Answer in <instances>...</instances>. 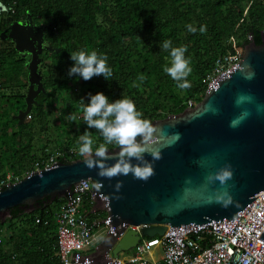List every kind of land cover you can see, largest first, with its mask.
<instances>
[{
    "label": "trees",
    "instance_id": "16d2710c",
    "mask_svg": "<svg viewBox=\"0 0 264 264\" xmlns=\"http://www.w3.org/2000/svg\"><path fill=\"white\" fill-rule=\"evenodd\" d=\"M28 18L38 25L49 47L40 56L44 91L36 97L33 120L17 124L15 129L14 121L18 122L27 109L26 92L21 87L27 85L28 70L14 44L0 36V143L11 145L0 150V179L5 177L8 164L14 174L18 169L29 172L34 162L45 156V152L39 156L32 151L34 137L27 129L39 123L48 130V116L56 107L78 116L79 125L75 130L64 120V128L69 127L70 133L57 149L78 150V137L85 125L80 116L83 97L72 99L68 94L75 84L87 92L85 103L88 93L96 91L113 99L129 97L152 122L201 102L208 89V76L220 56L243 52L252 39L257 44L262 42L264 0H0V35H7L12 23ZM189 23L197 28L205 25L206 31L189 33L185 27ZM164 40H171L173 46H187L192 67L187 78L192 84L189 89L177 88L163 72L170 62L168 52L159 47ZM80 49L106 54L113 69L112 80L69 77L68 68L73 63L70 53ZM8 88L10 94L3 91ZM88 131L94 141L103 143L97 130ZM18 145L23 148L9 159ZM108 148L115 149L111 145ZM78 158H83L79 151L73 159ZM63 201L40 202L31 214L16 206L5 221L0 217V264H62L54 215ZM36 217L43 222L37 223ZM47 219L49 225L44 224ZM3 229H8V236L1 234Z\"/></svg>",
    "mask_w": 264,
    "mask_h": 264
},
{
    "label": "water",
    "instance_id": "95a60500",
    "mask_svg": "<svg viewBox=\"0 0 264 264\" xmlns=\"http://www.w3.org/2000/svg\"><path fill=\"white\" fill-rule=\"evenodd\" d=\"M30 22L28 18L25 23H12L10 37H17L19 46L34 37L38 43L34 53L49 49L41 44V30ZM33 60L30 82L32 87L34 83L42 87L37 72L41 59L34 55ZM229 73L211 84L195 106L152 122L156 131L150 147L160 151V159L153 162V174L146 180L131 174L109 179L98 176L97 169L87 168L84 158L61 159L53 167L33 171L1 188L0 217L5 221L16 206L31 214L40 202L51 204L65 195L71 200L76 184L91 179L96 200L92 211L106 209L112 230L97 252L87 256L76 253L78 263L120 264L107 253L118 257L142 237L164 235L169 225L165 237L169 240L182 238V230L207 226L227 232L264 192V35L260 44L252 39L245 45L241 60ZM37 93L31 90L21 116L30 110ZM117 151L109 150V155L115 156ZM146 158L151 160L150 155ZM226 165H230L231 177L223 184L208 179ZM118 181L121 187L117 190ZM129 224L143 227L140 232L126 231ZM260 238L264 240V231Z\"/></svg>",
    "mask_w": 264,
    "mask_h": 264
},
{
    "label": "built area",
    "instance_id": "2783aa9c",
    "mask_svg": "<svg viewBox=\"0 0 264 264\" xmlns=\"http://www.w3.org/2000/svg\"><path fill=\"white\" fill-rule=\"evenodd\" d=\"M241 56L242 52L220 56L212 74L208 76V89L219 77L226 73L229 75ZM77 154L76 148L47 152L41 160L34 162L32 170L25 176L53 167L61 159L75 160L73 158ZM18 178L6 174L0 179V189L22 179ZM93 188L91 179L76 184L75 191L70 195L71 200L65 195L60 209L54 215L57 224L56 245L62 264H81L75 254L87 256L97 252V247L112 230L106 209L92 211L96 203L91 190ZM36 222L43 221L36 217ZM44 224L49 225L50 221L47 219ZM142 227L129 224L125 230L140 232ZM171 227L169 225L162 236L142 237L127 257H113L111 252L107 256L120 264H264V240L260 238L264 231V192L246 207V212L227 232L207 226L197 231L182 230V238L169 240L165 237ZM156 250L159 251L158 258L154 257Z\"/></svg>",
    "mask_w": 264,
    "mask_h": 264
},
{
    "label": "clouds",
    "instance_id": "9594fccd",
    "mask_svg": "<svg viewBox=\"0 0 264 264\" xmlns=\"http://www.w3.org/2000/svg\"><path fill=\"white\" fill-rule=\"evenodd\" d=\"M185 27L189 33L206 31L205 25L197 28L189 23ZM159 47L167 51L170 57L169 64L163 67V72L171 77L177 88L189 89L192 84L187 78L192 72V67L190 57L186 56L187 46H173L171 40H164ZM70 59L73 63L68 68L69 77L88 81L94 76H102L107 81L112 80L113 69L108 63L106 54L80 49L71 52ZM84 101L85 99L81 98L85 131L78 137V151L84 158L85 166L89 169H97L98 176L109 179L131 174L134 178L146 180L151 176L154 171L153 162L160 159V151L150 147L156 129L152 121L145 118L138 110L133 99L129 97L113 99L103 91H96L94 94L88 93L86 103ZM66 119L70 123L76 122L77 116L67 113ZM89 129L97 130L103 140L95 150L94 139ZM109 145L118 149L115 156L109 155ZM146 154L151 156V160L146 158ZM109 160L113 162L108 163ZM229 169L230 165H226L218 173L209 174L208 179L210 181L215 179L223 184L231 177ZM115 187L118 190L121 182L118 181ZM228 203L230 199L225 200V206Z\"/></svg>",
    "mask_w": 264,
    "mask_h": 264
},
{
    "label": "rangeland",
    "instance_id": "374dc122",
    "mask_svg": "<svg viewBox=\"0 0 264 264\" xmlns=\"http://www.w3.org/2000/svg\"><path fill=\"white\" fill-rule=\"evenodd\" d=\"M21 23H25V21H19ZM30 25L33 26V27H36L38 28V25L33 22L31 20L30 22ZM4 33V32H2ZM34 37L31 38V41H27L26 43L23 42L24 44H20V46L18 45V38L17 37H10L9 33L6 35V32L4 33L3 35V38L2 40L3 41H8L13 43L18 54L25 59L26 63V67H27V74H28V78H27V85L24 86V87H21L22 91L26 92V98L28 97V95L30 94L31 90H34V91H39V93L41 91H44V87H40L38 84L34 83L33 84V87H32V84L30 82V72L32 74L33 70H32V67L31 65L33 64L34 62V55L38 56V59H41L40 56H41V53L43 52V50L41 52L37 51L36 53L35 50L38 48V43L33 39ZM43 39H44V36H43ZM8 42V43H9ZM45 43V40L41 43L44 45ZM3 45V43H2ZM19 46V47H18ZM41 65L42 63L39 62L38 63V67H37V72L39 73V78H40V82L42 83V80H43V75H42V71H41ZM32 87V88H31ZM3 91L6 93V94H10V88H8L7 90L6 89H3ZM39 93H37L34 97H33V100H31L30 102V110L23 116H21V114L19 115V121H14V125H15V129L18 128V125L17 124H20V123H23L25 124L26 122H31L33 120V113H32V109L33 107L35 106L36 104V97L39 95ZM68 94L71 96L72 99H76V98H79V97H86L87 95V92H85L83 89L79 88V86L77 84L73 85V88L70 89V91L68 92ZM27 99H26V103H27ZM59 105V104H58ZM27 107H28V103H27ZM26 112V110H25ZM20 113V112H19ZM67 113H71L69 112L68 110L65 111L63 110L62 108H59V107H56V109L52 110L51 109V112H50V115L48 116V119H47V126H48V130H43L42 126H40L39 123H33L32 126L27 129V133L31 132V135L34 137L33 139V143H32V146H33V149L32 151L37 153L39 156H41V154H43L44 152L47 153V152H51V151H55L57 150V147L59 146V142H61L63 140V138H67V136L69 134H67V132L70 130L69 127H66L64 128V120L66 119V114ZM13 112H12V116L10 115V117L13 118ZM72 114V113H71ZM81 118L83 116V114L80 115ZM78 117V116H77ZM67 120V119H66ZM13 122V121H12ZM69 123V121H66ZM72 124L74 125L73 129L76 130L78 122H72ZM70 133V131H69ZM23 138H25V136H22ZM96 144H101V143H98L97 141H94V145H93V149L94 147L96 146ZM4 146V147H10L11 145H3L2 143H0V150H1V147ZM23 148V146L21 145H18L17 147L13 148V152L10 154L11 157L9 159L12 160V157L14 158V156L16 155L15 154V151H18V150H21ZM18 169V168H17ZM28 170H21V169H18V173H13V171L11 170L10 168V165L8 164L6 166V174H12L13 176H15L16 178H24L25 175L27 174ZM23 174V176H22ZM18 178V179H19ZM1 234H4L5 236H8L9 235V232H8V229H3L1 230ZM133 250H129L127 252H122L120 254V257H127L129 254H132ZM154 257L155 258H158L159 257V251L156 250L155 253H154Z\"/></svg>",
    "mask_w": 264,
    "mask_h": 264
},
{
    "label": "crops",
    "instance_id": "0c3cea01",
    "mask_svg": "<svg viewBox=\"0 0 264 264\" xmlns=\"http://www.w3.org/2000/svg\"><path fill=\"white\" fill-rule=\"evenodd\" d=\"M121 253H122V252H121ZM121 253H120V254H121ZM120 254H119V255H120Z\"/></svg>",
    "mask_w": 264,
    "mask_h": 264
}]
</instances>
